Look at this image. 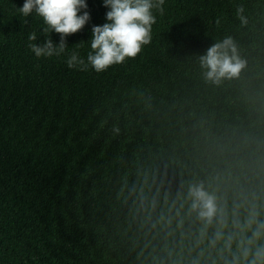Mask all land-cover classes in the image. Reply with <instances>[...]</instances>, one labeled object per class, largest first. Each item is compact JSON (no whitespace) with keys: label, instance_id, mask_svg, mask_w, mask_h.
I'll list each match as a JSON object with an SVG mask.
<instances>
[{"label":"trees","instance_id":"1","mask_svg":"<svg viewBox=\"0 0 264 264\" xmlns=\"http://www.w3.org/2000/svg\"><path fill=\"white\" fill-rule=\"evenodd\" d=\"M24 2L0 0V264H223L187 193L217 196L225 232L237 205L264 219V0H164L150 44L100 73L67 61L87 64L103 0L50 57L30 44L60 34ZM226 37L246 64L216 85L200 56Z\"/></svg>","mask_w":264,"mask_h":264},{"label":"clouds","instance_id":"2","mask_svg":"<svg viewBox=\"0 0 264 264\" xmlns=\"http://www.w3.org/2000/svg\"><path fill=\"white\" fill-rule=\"evenodd\" d=\"M103 4L110 9L105 17L108 22L92 27V51L87 55V64L78 53H73L67 61L69 68L80 65L86 70L90 65L95 72L100 73L112 65L125 62L126 58H136L142 47L150 44L152 40V26L156 22L152 10L157 9L163 13L164 0H103ZM86 8L85 0H25L23 7L19 8L25 17L35 11L47 25V28L42 30L47 36L53 30L60 34L59 44L53 45L51 39L46 38L42 45L30 44L32 52L37 57L63 53L67 48L65 37L81 30L89 21L87 11L78 15L81 9ZM243 12L242 6L236 9L241 24H247ZM36 37L33 32L28 38L35 41ZM245 64L238 55L231 37L214 43L200 56V65L206 70L205 79L216 85L224 79L238 77ZM187 196L191 200L189 211L196 213L205 229L214 222L219 226L208 243L210 247L215 248L223 241L220 249L223 264H264V219L259 218L255 206L249 209L243 222L239 219L240 206H235L231 219L234 231L225 232L224 229L229 225L228 214L226 209L218 204L214 193L205 190L201 182L191 184Z\"/></svg>","mask_w":264,"mask_h":264}]
</instances>
